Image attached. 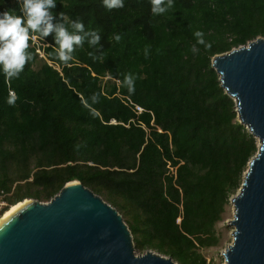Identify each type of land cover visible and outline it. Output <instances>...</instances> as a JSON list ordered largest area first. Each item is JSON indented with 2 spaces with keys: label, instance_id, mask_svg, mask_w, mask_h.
<instances>
[{
  "label": "trees",
  "instance_id": "trees-1",
  "mask_svg": "<svg viewBox=\"0 0 264 264\" xmlns=\"http://www.w3.org/2000/svg\"><path fill=\"white\" fill-rule=\"evenodd\" d=\"M173 4L153 16L150 0H124L111 11L102 0H56L54 22L63 12L69 31L78 18L98 31L104 59H91L85 42L64 65L53 57L54 34L30 41L34 59L11 82L14 106L0 71V191L11 206L48 203L79 182L122 217L134 252L213 264L202 253L219 245L216 225L257 141L237 121L211 64L264 39V0ZM6 10L21 15L19 1L0 0ZM196 31L211 47L196 45L194 54ZM127 73L137 77L133 94L121 83ZM93 93L100 102L85 107Z\"/></svg>",
  "mask_w": 264,
  "mask_h": 264
},
{
  "label": "water",
  "instance_id": "water-1",
  "mask_svg": "<svg viewBox=\"0 0 264 264\" xmlns=\"http://www.w3.org/2000/svg\"><path fill=\"white\" fill-rule=\"evenodd\" d=\"M212 68L235 104L237 121L257 141L232 205L224 264H264V39L215 56ZM0 222V264H177L152 251L136 255L110 205L79 182L48 203L24 200Z\"/></svg>",
  "mask_w": 264,
  "mask_h": 264
},
{
  "label": "clouds",
  "instance_id": "clouds-1",
  "mask_svg": "<svg viewBox=\"0 0 264 264\" xmlns=\"http://www.w3.org/2000/svg\"><path fill=\"white\" fill-rule=\"evenodd\" d=\"M102 3L109 11L124 7V0H102ZM150 3L153 16L163 15L174 7L173 0H150ZM19 4L21 15H17L14 10L0 13V71L9 85L7 103L11 106H14L19 99L16 92L11 89V82L18 79L25 65L34 59L33 52L29 51L32 47L30 41H41L50 34H54L57 47L53 52V57L64 65H69V62L74 60L73 53L77 48H82L85 42L93 49L88 53L91 59L94 61L104 59L100 46L101 36L98 31H86L84 23L79 18L70 22L71 31H69L63 12L58 14L62 22H54L55 18L51 10L56 7V0H19ZM194 36L196 44L191 48L194 54L200 51L196 45H204L205 49L211 47V44L204 40L203 32L196 31ZM113 39L119 42L122 36L115 34ZM147 56L146 47L145 57ZM136 79L137 77L132 73L124 75L121 83L127 88L129 94L135 92ZM99 102L100 94L93 93L84 101V106L91 107L92 104Z\"/></svg>",
  "mask_w": 264,
  "mask_h": 264
},
{
  "label": "rangeland",
  "instance_id": "rangeland-1",
  "mask_svg": "<svg viewBox=\"0 0 264 264\" xmlns=\"http://www.w3.org/2000/svg\"><path fill=\"white\" fill-rule=\"evenodd\" d=\"M237 192H238V190L233 195V197L237 194ZM231 220H232V205H229L226 208L225 214L223 215L222 222H220L216 225V235L220 236L219 245L216 247L210 248V249H208L202 253L204 256V259L207 262L212 261L213 264H224V259H223L222 255H223L225 249L232 242L231 231L233 228H231L228 225ZM135 254L138 255L137 252H135Z\"/></svg>",
  "mask_w": 264,
  "mask_h": 264
},
{
  "label": "built area",
  "instance_id": "built-area-1",
  "mask_svg": "<svg viewBox=\"0 0 264 264\" xmlns=\"http://www.w3.org/2000/svg\"><path fill=\"white\" fill-rule=\"evenodd\" d=\"M19 1V0H16ZM135 112L137 115L141 114L144 112V110L138 106H135ZM175 171H172L171 177L173 180H175L176 175H175ZM11 207V205H9L5 200H3V193L0 191V217L4 214V212H6L9 208ZM179 222V221H178Z\"/></svg>",
  "mask_w": 264,
  "mask_h": 264
},
{
  "label": "bare ground",
  "instance_id": "bare-ground-1",
  "mask_svg": "<svg viewBox=\"0 0 264 264\" xmlns=\"http://www.w3.org/2000/svg\"><path fill=\"white\" fill-rule=\"evenodd\" d=\"M23 205L22 202L15 204L11 206L4 214L0 217V222L7 218L9 215L13 214L18 208H20Z\"/></svg>",
  "mask_w": 264,
  "mask_h": 264
}]
</instances>
